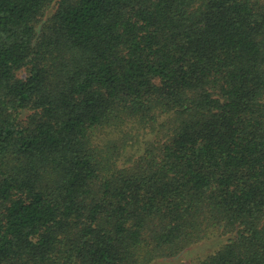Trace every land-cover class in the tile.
Segmentation results:
<instances>
[{"label":"trees","instance_id":"trees-1","mask_svg":"<svg viewBox=\"0 0 264 264\" xmlns=\"http://www.w3.org/2000/svg\"><path fill=\"white\" fill-rule=\"evenodd\" d=\"M179 258L264 264V0H0V264Z\"/></svg>","mask_w":264,"mask_h":264},{"label":"rangeland","instance_id":"rangeland-1","mask_svg":"<svg viewBox=\"0 0 264 264\" xmlns=\"http://www.w3.org/2000/svg\"><path fill=\"white\" fill-rule=\"evenodd\" d=\"M184 259H168V260H159L153 264H181ZM187 260V259H186Z\"/></svg>","mask_w":264,"mask_h":264}]
</instances>
